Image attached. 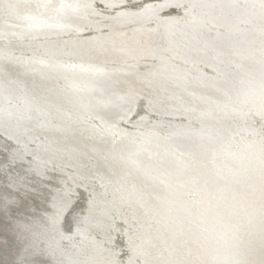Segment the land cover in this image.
<instances>
[{"label":"bare ground","instance_id":"6f19581e","mask_svg":"<svg viewBox=\"0 0 264 264\" xmlns=\"http://www.w3.org/2000/svg\"><path fill=\"white\" fill-rule=\"evenodd\" d=\"M243 3L0 0V264H264V0Z\"/></svg>","mask_w":264,"mask_h":264},{"label":"water","instance_id":"95a60500","mask_svg":"<svg viewBox=\"0 0 264 264\" xmlns=\"http://www.w3.org/2000/svg\"><path fill=\"white\" fill-rule=\"evenodd\" d=\"M206 1H217V3H218V5H216L215 4V7H216V11L217 10H221L220 11V14H218V12H211V13H216V16L219 18V19H221V16H222V20L226 17L227 18V16L229 15V16H231L233 13H235V12H237V13H240V12H242V13H245V14H248L249 13V11H248V9H247V7L244 5V3H243V0H205V2ZM214 3V2H213ZM254 4H252V6H253ZM255 6V5H254ZM250 10V9H249ZM262 10V9H261ZM179 11V9H176V7L175 6H173V5H170L169 7H167V8H164V9H162L160 12H159V14H162V13H170V12H178ZM222 13V14H221ZM255 17L256 18H262V19H264V13L263 14H257V15H255ZM177 30H179V29H177ZM250 32H252V31H250V29L249 30H247V33L248 34H251ZM167 33V32H166ZM246 33V34H247ZM254 64V63H253ZM255 65V64H254ZM110 70V69H109ZM115 70H117V69H114V71ZM108 70H102V72L103 73H105V72H107ZM116 74V73H115ZM171 82V81H170ZM167 83V84H171V83ZM142 101L140 100V101H137V103H136V105H138L139 106V104L141 103ZM129 107V106H128ZM136 113H134V115H135ZM133 115V116H134ZM4 141H6V140H0V146H1V143L2 142H4ZM119 141V140H118ZM117 141V142H118ZM116 142V141H115ZM15 164H17V163H15Z\"/></svg>","mask_w":264,"mask_h":264},{"label":"rangeland","instance_id":"374dc122","mask_svg":"<svg viewBox=\"0 0 264 264\" xmlns=\"http://www.w3.org/2000/svg\"><path fill=\"white\" fill-rule=\"evenodd\" d=\"M1 149H0V152H2L1 150H3L5 147L4 146H1L0 147ZM81 197H83V196H81ZM123 253V252H122Z\"/></svg>","mask_w":264,"mask_h":264}]
</instances>
